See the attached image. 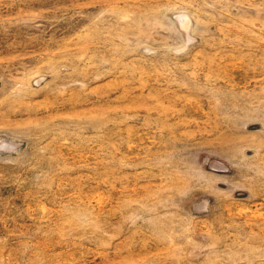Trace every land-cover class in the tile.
Here are the masks:
<instances>
[{
    "label": "rangeland",
    "instance_id": "rangeland-1",
    "mask_svg": "<svg viewBox=\"0 0 264 264\" xmlns=\"http://www.w3.org/2000/svg\"><path fill=\"white\" fill-rule=\"evenodd\" d=\"M0 264H264V0H0Z\"/></svg>",
    "mask_w": 264,
    "mask_h": 264
}]
</instances>
